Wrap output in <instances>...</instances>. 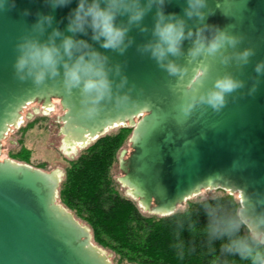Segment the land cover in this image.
<instances>
[{
  "label": "water",
  "instance_id": "1",
  "mask_svg": "<svg viewBox=\"0 0 264 264\" xmlns=\"http://www.w3.org/2000/svg\"><path fill=\"white\" fill-rule=\"evenodd\" d=\"M184 3L169 0L165 11L183 14ZM75 6L76 0L55 9L44 0H16L14 7L0 10V151L2 138L24 106L33 101L47 106L57 99L64 110L63 137L92 141L109 128L132 127L130 151L119 160L118 181L147 213L171 214L209 188L236 193L239 200L238 188L253 197L264 194V74L255 92L248 93L257 75L254 65L264 59V0H208L205 7L208 23L234 25L232 31L244 34L239 47H255L249 63L239 69L218 60L209 61L207 68L193 61L178 81L137 51L136 44L149 34L135 27L129 33L134 43L124 54L100 49L110 62L122 65L128 83L120 91L127 92L129 99L103 101L90 115L64 88L61 77L35 84L19 79L13 67L15 45L38 11L52 12L53 25L66 30L67 13ZM152 16L149 12L143 23L151 27ZM189 45L185 40V52ZM226 69L235 71L244 87L230 94L219 112L198 107L191 114L183 113L181 101L192 88L210 85ZM57 172L0 159V264H113L106 251L93 243L89 227L58 202L63 174Z\"/></svg>",
  "mask_w": 264,
  "mask_h": 264
},
{
  "label": "clouds",
  "instance_id": "2",
  "mask_svg": "<svg viewBox=\"0 0 264 264\" xmlns=\"http://www.w3.org/2000/svg\"><path fill=\"white\" fill-rule=\"evenodd\" d=\"M16 0H0V10L15 6ZM52 9L63 7L71 0H44ZM169 0H76L67 13L65 29L53 25L52 12L36 13L35 21L18 39L15 48L14 72L21 80L40 84L61 77L67 91L77 89L82 111L92 114L103 101L116 97L122 102L128 93L120 91L128 83L119 62H110L109 49L120 54L134 43L130 30L149 34L136 44L137 51L148 55L178 81L193 61L209 67L218 60L236 69L249 63L255 53L251 44L241 48L244 34L232 31L234 25L220 27L206 21L208 0H185L183 14L165 11ZM154 9V11H153ZM152 12V24L143 23ZM208 12L209 9H208ZM29 10L24 9V15ZM193 23L190 24L189 21ZM83 34V35H79ZM85 36H90L86 39ZM190 41L185 52L184 41ZM93 42H97L96 47ZM183 57V62L180 61ZM257 74L248 93L255 92L259 76L264 74V59L254 65ZM204 75V72L200 76ZM245 81L235 71L226 69L217 74L210 85L192 88L182 99L180 109L186 115L198 107L219 112L230 94L243 88ZM239 201L225 200L219 194H205L193 206L174 208V247L183 256L191 241L183 232L199 236L210 255L209 264H264V194L254 197L244 189ZM206 217L200 223L199 215Z\"/></svg>",
  "mask_w": 264,
  "mask_h": 264
},
{
  "label": "trees",
  "instance_id": "3",
  "mask_svg": "<svg viewBox=\"0 0 264 264\" xmlns=\"http://www.w3.org/2000/svg\"><path fill=\"white\" fill-rule=\"evenodd\" d=\"M131 131L132 127H117L98 136L75 158L64 161L58 202L90 228L93 243L113 253V264H209L211 257L201 238L188 231L183 232V238L191 245L183 256L178 254L174 247V212L163 216L143 214L135 201L120 193L112 170ZM11 154L12 158L29 162L25 152ZM220 192L226 201H239L233 194ZM196 200H187L186 206L194 207ZM205 220L201 212L200 223Z\"/></svg>",
  "mask_w": 264,
  "mask_h": 264
},
{
  "label": "rangeland",
  "instance_id": "4",
  "mask_svg": "<svg viewBox=\"0 0 264 264\" xmlns=\"http://www.w3.org/2000/svg\"><path fill=\"white\" fill-rule=\"evenodd\" d=\"M47 106L50 108L45 110L42 103L40 104L36 101H33L28 103L22 109L20 114L21 122L16 127L11 126L1 140L0 159L6 158L19 163H24L23 161H19L15 158L10 157V154L25 152L29 156V162L25 164L42 170H57L64 176V161L75 158L78 153L92 141H89L83 146L78 147L75 152H72L70 154L65 153L61 149L63 134L61 133L62 122L60 120V116L63 114L64 110L57 99H53L51 104H47ZM116 128L117 127L110 128L106 133L115 130ZM129 151L130 146L128 139V141L121 147V149L117 153L118 160L112 170L113 177L119 183L120 193L135 201L139 210L143 214L156 215L145 212V210L141 207L137 200L131 196L128 188L121 185L118 181V178L121 176V171L119 169V160L125 158L128 155ZM220 191H222V189L219 188L205 189L197 194L192 195L187 200H196L205 194H218L221 193ZM232 194L238 198V195L236 193ZM187 200L178 208L185 207L187 205ZM79 222L86 225L80 220ZM101 248L106 251L107 258L113 263V253L109 252L103 247Z\"/></svg>",
  "mask_w": 264,
  "mask_h": 264
},
{
  "label": "bare ground",
  "instance_id": "5",
  "mask_svg": "<svg viewBox=\"0 0 264 264\" xmlns=\"http://www.w3.org/2000/svg\"><path fill=\"white\" fill-rule=\"evenodd\" d=\"M44 108L45 110L49 109L50 107L44 105ZM21 122L20 120V117L19 119L15 122L14 126H18V124ZM110 129V128H109ZM108 129V130H109ZM91 139H86V137L84 139H81V140H73V139H70L68 136H65L63 137V140L61 141V149L65 152V153H72V152H75L76 149L78 147H81L83 146L84 144L88 143ZM58 173V172H57ZM56 173V174H57ZM129 193H130V190H128Z\"/></svg>",
  "mask_w": 264,
  "mask_h": 264
},
{
  "label": "snow or ice",
  "instance_id": "6",
  "mask_svg": "<svg viewBox=\"0 0 264 264\" xmlns=\"http://www.w3.org/2000/svg\"><path fill=\"white\" fill-rule=\"evenodd\" d=\"M72 97H73V99H74L77 103L81 102L79 92L77 93V92H74V91L72 90ZM69 102H72V101L70 100Z\"/></svg>",
  "mask_w": 264,
  "mask_h": 264
},
{
  "label": "flooded vegetation",
  "instance_id": "7",
  "mask_svg": "<svg viewBox=\"0 0 264 264\" xmlns=\"http://www.w3.org/2000/svg\"><path fill=\"white\" fill-rule=\"evenodd\" d=\"M37 103H40V102H37ZM41 104V103H40Z\"/></svg>",
  "mask_w": 264,
  "mask_h": 264
}]
</instances>
